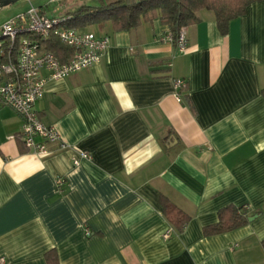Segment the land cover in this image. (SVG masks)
Instances as JSON below:
<instances>
[{
	"label": "crops",
	"instance_id": "obj_1",
	"mask_svg": "<svg viewBox=\"0 0 264 264\" xmlns=\"http://www.w3.org/2000/svg\"><path fill=\"white\" fill-rule=\"evenodd\" d=\"M197 17L183 51L158 17L82 29L108 36L100 61L35 103L67 148L26 151L0 100V264H46L49 249L59 264H264V0L226 33L212 10ZM161 196L189 216L167 239ZM227 205L247 222L204 236Z\"/></svg>",
	"mask_w": 264,
	"mask_h": 264
},
{
	"label": "built area",
	"instance_id": "obj_2",
	"mask_svg": "<svg viewBox=\"0 0 264 264\" xmlns=\"http://www.w3.org/2000/svg\"><path fill=\"white\" fill-rule=\"evenodd\" d=\"M70 17L67 14H47L43 7L30 4L0 25V100L20 115L22 126L18 137L26 151L42 156L50 153L48 145L52 143L59 149L68 146L53 125L41 121L35 109L45 83L65 78L99 62L108 44L106 35L68 26ZM52 37L72 48V53L66 55L64 61L46 47ZM161 39L175 44L179 51L186 47L184 28L176 37L166 31ZM183 86V79L174 81L175 88ZM80 156L89 155L82 152ZM55 184L59 189L63 179H57ZM171 231L172 228L166 230L163 238H169Z\"/></svg>",
	"mask_w": 264,
	"mask_h": 264
},
{
	"label": "trees",
	"instance_id": "obj_3",
	"mask_svg": "<svg viewBox=\"0 0 264 264\" xmlns=\"http://www.w3.org/2000/svg\"><path fill=\"white\" fill-rule=\"evenodd\" d=\"M256 1L260 0H111L95 5L84 4L65 14L71 16L67 25L77 29L109 22L114 30H129L142 22L158 17L167 26V31L176 37L181 28L197 22V11L201 9L212 10L219 31L226 33L229 22L243 15L247 6ZM46 47L61 61L73 51L55 37L46 42ZM261 94L264 96V89L261 90ZM160 204L171 228L176 232L182 231L189 216L164 196H161ZM246 222L247 216L240 207L227 205L218 211L217 221L214 224L203 228V235L223 233ZM261 244L264 246V239L261 240ZM45 261L46 264H59L54 249H49L45 253Z\"/></svg>",
	"mask_w": 264,
	"mask_h": 264
},
{
	"label": "rangeland",
	"instance_id": "obj_4",
	"mask_svg": "<svg viewBox=\"0 0 264 264\" xmlns=\"http://www.w3.org/2000/svg\"><path fill=\"white\" fill-rule=\"evenodd\" d=\"M84 0H17L11 2L6 6L0 8V25L10 16L16 15L18 12L25 10L30 4L36 6H45L47 14L55 13H66L76 10Z\"/></svg>",
	"mask_w": 264,
	"mask_h": 264
},
{
	"label": "water",
	"instance_id": "obj_5",
	"mask_svg": "<svg viewBox=\"0 0 264 264\" xmlns=\"http://www.w3.org/2000/svg\"><path fill=\"white\" fill-rule=\"evenodd\" d=\"M17 0H0V8H2L3 6H6L7 4L11 3V2H15Z\"/></svg>",
	"mask_w": 264,
	"mask_h": 264
}]
</instances>
